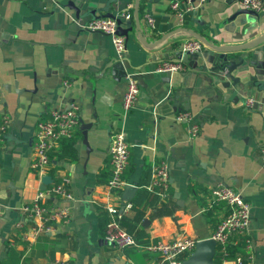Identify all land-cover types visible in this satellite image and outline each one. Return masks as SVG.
<instances>
[{
  "label": "crops",
  "instance_id": "0c3cea01",
  "mask_svg": "<svg viewBox=\"0 0 264 264\" xmlns=\"http://www.w3.org/2000/svg\"><path fill=\"white\" fill-rule=\"evenodd\" d=\"M92 1L99 7L105 5L104 0ZM135 2L118 0L111 8L116 17L130 15L129 20L121 19L123 29H132L125 35L123 60L140 92L136 106L126 113L127 76L111 67L118 58L110 37L83 30L90 17L77 19L65 7L67 0H0V122L9 118L6 135L13 132L17 139H5L0 147V207L8 202V194L1 191L11 182L17 188L8 221L0 210V264H162L157 257L135 249L126 255L109 246L98 229L97 209L102 208L110 178V136L119 128L130 143L126 179L137 185L144 171L165 161L171 183L167 201L145 209L132 207L124 214L121 227L125 232L144 231L150 240L162 241L180 236L210 239L226 209L208 207L207 199L211 188L225 184L251 206L252 264H264V99L256 88L240 92V98L233 91H221L206 74L212 65L207 63L205 45L198 63L206 73L185 63L181 73L155 72L161 62L175 60L186 40L195 38L190 31L218 47L261 39L264 0L263 10L234 19L237 11L245 10L241 0H207L183 24L171 13L172 0H152L151 4L140 0L141 35L136 30ZM147 17L155 19V29L149 28ZM233 57L244 65L252 60L264 63V43ZM260 72L258 79L264 80V66ZM65 81L70 84L67 89ZM16 86L21 89L19 96ZM248 99L254 100L249 110L245 107ZM71 104L79 107L76 160L54 162L55 175L69 178L76 199L69 203L71 221L57 225L52 234L35 235L36 220L21 208L40 191L41 180L30 169L36 125L48 119L51 110ZM183 112L190 113L200 128L195 138L189 136L187 123L176 120ZM101 172L103 184L98 182ZM84 202L89 203L87 211ZM12 248L19 253L17 259Z\"/></svg>",
  "mask_w": 264,
  "mask_h": 264
},
{
  "label": "built area",
  "instance_id": "2783aa9c",
  "mask_svg": "<svg viewBox=\"0 0 264 264\" xmlns=\"http://www.w3.org/2000/svg\"><path fill=\"white\" fill-rule=\"evenodd\" d=\"M207 0H172L171 13L183 24L188 16L196 15ZM244 9L251 11L263 10V0H241ZM119 19L129 20L128 12L123 13ZM149 28L155 29V19L147 17ZM88 32H98L110 37L117 58L123 60L126 54V38L118 32V23L112 18H98L88 21L82 26ZM204 44L195 38L186 40L181 45L182 53L199 54L204 50ZM185 71L182 62L163 61L157 65L155 72L161 75H173ZM126 90L123 96V108L129 113L137 104L140 88L137 80L127 75ZM65 89L70 87L68 81L64 82ZM254 106V100L248 99L245 107L249 110ZM176 120L188 124V134L195 138L200 131L199 126L193 122L192 115L183 112L177 115ZM9 118H4L0 125V147L5 142L6 131L9 127ZM79 128V107L71 104L66 109H53L48 119L37 122L35 130L34 154L30 164L31 171L42 180L50 176L51 154L58 149L64 140L74 139ZM264 157V150L261 151ZM110 178L105 184L106 193L101 206L106 211L109 221L105 233L106 243L120 251L133 248L149 256L157 257L163 264H181L182 258L191 254L200 240L180 236L169 241L150 240L146 245L137 243L133 235L125 232L121 227L124 214L132 208L131 202H123L122 193L127 186L132 184L125 178L130 164V143L123 129L115 130L110 136ZM70 180L62 177L60 182L39 191L36 197L21 210L29 217L36 220L32 228L35 235L54 233L57 225H68L71 221L70 202H75L70 191ZM170 169L165 161L154 163L151 167L150 183L147 189L155 194L160 202H165L171 197ZM64 200L67 203L55 204L54 201ZM208 207L218 208L224 206L226 213L217 223L210 239L216 243L215 264H252L255 245L249 235L250 204L233 188L219 184L211 188ZM239 251L240 254H233Z\"/></svg>",
  "mask_w": 264,
  "mask_h": 264
},
{
  "label": "water",
  "instance_id": "95a60500",
  "mask_svg": "<svg viewBox=\"0 0 264 264\" xmlns=\"http://www.w3.org/2000/svg\"><path fill=\"white\" fill-rule=\"evenodd\" d=\"M105 5L103 7H99V3L92 1V0H67L65 7L70 9L75 13L77 19H82L85 17H90L91 20L106 17L116 19L118 23V32L122 35H127V33L132 29H123V21L117 18L113 13H111V8L113 4H116L118 0H104ZM152 0H148V4H151ZM141 2L140 0H136L135 2V23H136V30L140 35L144 33L143 28L141 27L140 23V10ZM251 10H241L237 11L231 18L234 19L239 14H249L252 13ZM101 13V15H100ZM126 25H130L131 22H126ZM147 29V28H146ZM191 35L196 39L200 40L204 43L208 50V59L207 63L211 64L210 72L206 73L202 64L198 63V54H187L182 53V51L175 53V62H183L188 64L189 66L193 67L194 71L196 72H203L206 73L207 76L211 78V80L216 84L219 85L220 90L225 92L233 91L231 94L240 98V92H248L253 88L261 94L262 98L264 99V80L258 79L259 75H262L260 69L263 68L264 63L252 60L249 62L248 65H244V61L240 60L237 61L233 57V54L248 51L253 49L261 44L264 43V37L253 41V43L247 45H240L235 47H218L204 37L200 36L199 34L190 31ZM141 41L143 42V37H141ZM194 62V64L192 63ZM193 65H192V64ZM111 67L118 71H123V75L126 77L128 72L125 70L124 67V60L116 59L112 61ZM254 70V72H253ZM193 71V70H192ZM186 75V74H184ZM15 93L19 96L21 94V89L15 88ZM19 103V99L17 100ZM257 108V104L255 105V109ZM86 128H83V136H84V144L88 147V143L86 140ZM7 142L17 141L15 135L12 133L5 136ZM89 150V148H88ZM53 183V179L51 176L47 175L44 176L41 180V185L39 190L45 191L46 187ZM16 187L11 182L7 189L2 190L1 193L8 194L7 195V204L3 207H0V210L3 211V215H1L5 220L10 219L11 213V201L15 198ZM138 186L136 184H132L131 186H127L122 193V200L123 202H129L134 194L137 192ZM85 210H89V203H83ZM215 248L216 243L212 239H204L200 240L196 248L188 259V261H184L181 264H215L213 261L215 255Z\"/></svg>",
  "mask_w": 264,
  "mask_h": 264
},
{
  "label": "trees",
  "instance_id": "16d2710c",
  "mask_svg": "<svg viewBox=\"0 0 264 264\" xmlns=\"http://www.w3.org/2000/svg\"><path fill=\"white\" fill-rule=\"evenodd\" d=\"M1 124V122H0ZM77 134L75 135L74 139L72 140H64L61 142L60 146L56 151H54L51 154V169H50V176L52 177L53 181L55 183L60 182L61 178L57 177L55 175V172L58 171L57 167L55 166L54 162L63 160L65 162H74L76 160L75 156V144L77 140ZM130 171V170H129ZM129 171L125 174V178L129 175ZM150 167L147 171H144L143 176L141 177L140 181L138 182V190L135 195L131 199L132 207L133 208H147V207H154L159 205L161 202L159 198L155 195L152 194L148 191L147 186L150 183ZM127 175V176H126ZM104 175H102V172L99 173L98 175V182L99 183H104L103 178ZM107 183V182H106ZM193 191V188H191ZM98 229L99 232L102 236H105L107 225H108V215L106 211H104L102 208H98ZM139 244L146 245L149 243V238L148 235L144 231H138L136 234L133 235ZM133 248H128L124 251L126 255H130V252L132 251ZM11 251L14 254V257H18L19 253H17L14 248L11 249ZM233 254H240L239 251H234ZM17 259V258H16ZM15 259V263L17 260Z\"/></svg>",
  "mask_w": 264,
  "mask_h": 264
}]
</instances>
